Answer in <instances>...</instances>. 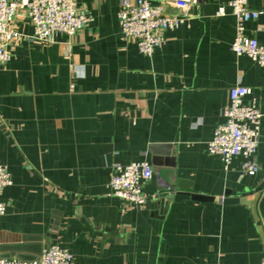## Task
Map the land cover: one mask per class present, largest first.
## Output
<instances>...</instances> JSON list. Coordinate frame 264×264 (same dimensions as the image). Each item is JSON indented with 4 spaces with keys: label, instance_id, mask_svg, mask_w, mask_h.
Masks as SVG:
<instances>
[{
    "label": "crops",
    "instance_id": "1",
    "mask_svg": "<svg viewBox=\"0 0 264 264\" xmlns=\"http://www.w3.org/2000/svg\"><path fill=\"white\" fill-rule=\"evenodd\" d=\"M229 1L196 0L152 56L121 35L118 0H76L87 26L50 43L29 42L30 18L17 13L23 37L0 63V164L12 178L0 194V248L57 245L75 264H260L264 118L256 175L242 173L240 156L225 169L207 152L231 88H251L245 101L264 114V67L234 55L235 19L215 16ZM248 4L259 16L246 35L264 41V0ZM166 11L180 13L172 1ZM139 161L153 177L137 208L113 196L110 181L115 165ZM228 191L249 204L223 205Z\"/></svg>",
    "mask_w": 264,
    "mask_h": 264
},
{
    "label": "built area",
    "instance_id": "2",
    "mask_svg": "<svg viewBox=\"0 0 264 264\" xmlns=\"http://www.w3.org/2000/svg\"><path fill=\"white\" fill-rule=\"evenodd\" d=\"M118 22L124 39L134 42L139 51L152 56L163 42V34L175 30L183 24L191 5L196 0H118ZM172 6L179 14L166 11ZM19 11H25L31 21L32 34L26 36L31 43H50L55 33L75 35L88 24V17L78 7L76 0H0V63L10 61V45L23 37L12 25ZM230 14L235 19V36L231 51L236 57L246 56L253 63L264 67V41L246 35V25L259 16L258 11L250 9L248 0H230L220 5L216 17ZM252 89L235 86L228 94V104L222 113L224 121L217 125L212 139L207 143V152L218 157L225 169L233 159L242 157L243 174L254 176L260 171L255 158L259 143L261 122L264 114L257 101L251 98ZM153 177L151 165L145 161L115 165L110 181L111 194L122 199L132 207L144 206L149 195L144 186ZM12 185L7 167L0 164V194ZM7 204L0 198V216L5 215ZM0 264H75L72 254L65 248L51 245L43 249L39 258L24 262L15 258H3ZM260 264H264V255Z\"/></svg>",
    "mask_w": 264,
    "mask_h": 264
},
{
    "label": "water",
    "instance_id": "3",
    "mask_svg": "<svg viewBox=\"0 0 264 264\" xmlns=\"http://www.w3.org/2000/svg\"><path fill=\"white\" fill-rule=\"evenodd\" d=\"M159 175L163 178H166L167 183L169 185L175 186L178 185V188L188 189L189 183L187 181L178 180L174 181L173 172L168 171L165 172L163 170H159ZM168 175V176H167ZM191 198L197 201H211L214 200L211 197H206L198 194H190ZM221 203L223 205H248L249 201L245 199V197H232L231 192H226L223 199H221ZM43 247L40 244H27L26 241L23 243L18 242L15 244L4 245L0 248V254L3 258H15L24 262H32L39 258L42 254Z\"/></svg>",
    "mask_w": 264,
    "mask_h": 264
}]
</instances>
